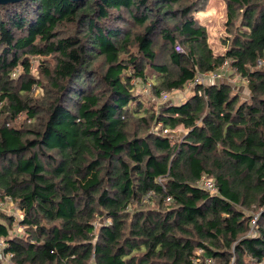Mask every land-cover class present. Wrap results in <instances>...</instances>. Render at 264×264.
I'll list each match as a JSON object with an SVG mask.
<instances>
[{
  "label": "trees",
  "instance_id": "16d2710c",
  "mask_svg": "<svg viewBox=\"0 0 264 264\" xmlns=\"http://www.w3.org/2000/svg\"><path fill=\"white\" fill-rule=\"evenodd\" d=\"M207 1L0 5V202L23 213L21 235L0 213L11 264H264V0H223V54L196 18ZM226 63L246 99L213 81L146 106L133 84L162 97Z\"/></svg>",
  "mask_w": 264,
  "mask_h": 264
},
{
  "label": "rangeland",
  "instance_id": "374dc122",
  "mask_svg": "<svg viewBox=\"0 0 264 264\" xmlns=\"http://www.w3.org/2000/svg\"><path fill=\"white\" fill-rule=\"evenodd\" d=\"M197 21L206 27L207 32H208V40H209V45L212 48V50L215 53H224L225 52V46L223 45V41H225L227 38H229V34L227 33L226 30V11H225V3L223 0H208L207 3L204 6V9L199 12L196 15ZM41 62L38 59H32L31 60V74L33 78H39V68L41 67ZM264 69V66H262ZM230 71V70H229ZM21 72L20 69L16 70V72L12 75L13 78H16L18 73ZM231 72V71H230ZM227 73L224 77H221L218 79L216 84L219 83H226L232 86L235 91L239 92L242 94L243 98L246 99L249 96V92L246 87V82L244 80H241L239 76L235 75L234 73ZM37 81V80H36ZM212 82H207L203 85H197V86H205L208 85ZM134 88L136 92L139 94H142L143 97H145L147 100H145L144 104L148 106V103H152L155 105L158 104H163L165 102H173V103H182L187 100V98L191 95V91L197 87L193 86L191 83L186 85V88L178 91H173L170 93L165 94V100H162L161 97H155L151 90H150V83H143L141 81H135L134 83ZM44 91L43 89L39 87H33L32 93L30 97L38 98L43 94ZM25 119L23 116L20 120ZM22 122V121H21ZM175 134L178 136L177 140L182 139V136L184 135V131L182 129H178L175 131ZM0 213L5 214L6 216H13L15 218V223L12 225V233L16 235H21L23 231V227L21 226V221L23 219V213L18 209L17 204L11 200L9 197L4 198L3 201L0 202ZM262 212V209H260L257 213L252 214L253 216L259 215ZM1 221V219H0ZM94 226L97 228L99 221H96L93 223ZM96 232V230H95ZM251 235L255 234V231L249 232ZM234 259H231L232 264ZM0 264H11L9 259L7 260H0ZM206 264H219L215 260H207Z\"/></svg>",
  "mask_w": 264,
  "mask_h": 264
},
{
  "label": "built area",
  "instance_id": "2783aa9c",
  "mask_svg": "<svg viewBox=\"0 0 264 264\" xmlns=\"http://www.w3.org/2000/svg\"><path fill=\"white\" fill-rule=\"evenodd\" d=\"M175 52L180 53L182 51L181 47L179 45L175 46ZM257 65L259 67L264 66V61H258ZM229 72V67L226 64H224L218 71L216 72H211V73H206V74H197V76L195 77V79L193 80V82L191 83L193 86H197V85H203L207 82H213L218 80L221 77H224L227 73ZM162 100H165V94L162 95ZM202 187L207 189L210 194H215L216 193V188L213 184V182L211 180H203L202 182ZM1 207V205H0ZM256 215L253 217L252 221H251V231H254L255 228V224H256ZM250 231V232H251ZM251 234V233H250ZM7 247L5 240L0 239V260H7L10 258H12V255L9 253H5L4 249Z\"/></svg>",
  "mask_w": 264,
  "mask_h": 264
},
{
  "label": "water",
  "instance_id": "95a60500",
  "mask_svg": "<svg viewBox=\"0 0 264 264\" xmlns=\"http://www.w3.org/2000/svg\"><path fill=\"white\" fill-rule=\"evenodd\" d=\"M22 1H24V0H0V5L16 4V3H20ZM69 1L77 2V1H80V0H69Z\"/></svg>",
  "mask_w": 264,
  "mask_h": 264
}]
</instances>
